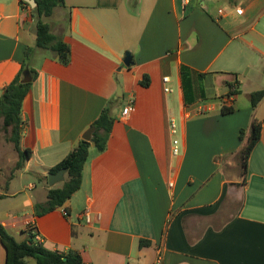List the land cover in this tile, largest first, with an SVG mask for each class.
Returning a JSON list of instances; mask_svg holds the SVG:
<instances>
[{"label":"crops","instance_id":"0c3cea01","mask_svg":"<svg viewBox=\"0 0 264 264\" xmlns=\"http://www.w3.org/2000/svg\"><path fill=\"white\" fill-rule=\"evenodd\" d=\"M20 1L0 0V95L36 44L31 9ZM57 10L48 23L71 62L44 52L38 60L39 49L31 56L40 76L24 100L21 148L32 154L10 180L18 160L0 150V223L18 242L33 227L46 248L78 251L84 264H155L160 253L162 264H264V98L255 108L250 99L264 90V0H65L52 16ZM182 66L220 91L201 85L204 99L187 105ZM145 75L148 87L140 85ZM110 102L116 122L106 150L91 144L81 189L37 217L35 206L64 183L51 186L49 171ZM224 105L235 111L221 114ZM254 120L262 135L243 173L239 152Z\"/></svg>","mask_w":264,"mask_h":264},{"label":"trees","instance_id":"16d2710c","mask_svg":"<svg viewBox=\"0 0 264 264\" xmlns=\"http://www.w3.org/2000/svg\"><path fill=\"white\" fill-rule=\"evenodd\" d=\"M36 8H31L24 0L20 4L24 8H30L36 27V44L35 49L28 47L26 49L25 59L22 68L14 80L3 88L0 95V132H4L7 142L13 145L14 150L18 154V162L15 170L10 176V180L14 177L16 170L23 169L26 161L31 157L30 150H22L21 140L23 134V104L29 94L33 83L39 78L40 71L31 66L30 60L32 54L37 50L47 52V56L57 60L60 64L67 66L71 62L70 47L63 41L60 36L55 35L51 30V25L45 21L50 18L56 8L65 7V0H35ZM30 71L32 82L22 83L24 72ZM182 86L184 91L185 103L192 105L198 100L204 99V90L201 82L205 78V74L199 73L188 67L182 66L181 70ZM235 82L227 83L230 89L229 96L235 94L232 92ZM150 84L149 76L145 75L140 81V85L148 87ZM264 98V90H260L251 94V106L255 108ZM116 102H110L104 108L100 116L93 123L95 132L92 136V142L96 144L99 153L106 150L109 136L112 132L116 117L113 114V108ZM235 111L233 107L222 106L221 114L228 115ZM262 135V123L254 120L252 129L248 139L245 140L239 152L240 166L243 173L246 172L247 163L250 155ZM245 139V132L242 130L239 135L240 142ZM91 142L81 140L76 148L72 150L60 163L53 167L49 173H58L60 170H66V178L61 188H53L49 190L47 201L44 204L35 206V215L37 217L46 215L59 208H62L72 196L81 189L83 172L86 162L89 159ZM47 179V177H46ZM3 198L0 195V200ZM27 240L18 242L0 223V241L6 250V264H84L83 258L78 251L75 250H50L46 248L42 242L37 240V234L31 227ZM146 240L140 241V247L149 245Z\"/></svg>","mask_w":264,"mask_h":264},{"label":"rangeland","instance_id":"374dc122","mask_svg":"<svg viewBox=\"0 0 264 264\" xmlns=\"http://www.w3.org/2000/svg\"><path fill=\"white\" fill-rule=\"evenodd\" d=\"M60 12V10H57V12H55V16H51L48 19H45L46 22H49L52 26H54L55 24V20H56V15ZM34 31H35V26H34ZM35 49V46L32 47ZM39 52V56H38V60H41L42 57L45 55L44 52L42 50H37ZM33 55V54H32ZM47 56V55H46ZM214 82V80L212 79H208V80H204L201 85L203 87H205L207 89V92L210 93H218V91H220L221 88H219L217 85H211ZM241 97V95H240ZM246 101V98H244V96H242L241 98V104H243V102ZM176 127H177V134L175 135V139L178 141V147L180 149V151L182 152V145H181V141H180V131H179V121L178 119L176 120ZM0 150L2 151V154L5 155L7 158H11L13 159V161L18 160V154L17 152L14 150L13 145L9 142H7L6 140V135L4 132H0ZM35 181L34 179H30ZM63 184H59V187H62Z\"/></svg>","mask_w":264,"mask_h":264},{"label":"water","instance_id":"95a60500","mask_svg":"<svg viewBox=\"0 0 264 264\" xmlns=\"http://www.w3.org/2000/svg\"><path fill=\"white\" fill-rule=\"evenodd\" d=\"M25 2H27L31 8H36L37 7V3L35 0H24ZM134 59H133V55L130 52H127L125 57H124V65L128 68L132 67L134 65ZM32 82V76L30 74L29 70H26L24 72V76H23V80L22 83L27 84V83H31ZM117 95L118 96H122V88L119 86L118 87V91H117ZM95 132V127H91L82 137L83 140L91 142V144L93 146H95L96 144L94 142H92V136L93 133ZM67 173L66 170H60L58 173L54 174V173H49L48 174V181L49 184L51 186L56 185L57 183L60 182H64L65 180V174Z\"/></svg>","mask_w":264,"mask_h":264},{"label":"built area","instance_id":"2783aa9c","mask_svg":"<svg viewBox=\"0 0 264 264\" xmlns=\"http://www.w3.org/2000/svg\"><path fill=\"white\" fill-rule=\"evenodd\" d=\"M183 1L186 2L187 0H183ZM219 12L222 13V11H219ZM163 81H164V83H169L170 82L169 77H165L163 79ZM165 92L170 93V92H172V90L169 87H166L165 88ZM132 110H133V100L130 101V104L124 110L123 115H125V116L128 115L129 113L132 112ZM171 129H172V134H176V126L174 124V121H172V123H171ZM178 145H179L178 144V141L176 139H174V141H173V154L175 156L179 155V153H180V149H179ZM63 213H64V215L66 217L69 216V214L67 213V211H63ZM82 216L85 218V220H86L87 223H91V214H90V212L88 210L85 211L82 214ZM37 240L39 242H42V238L39 237L38 235H37ZM162 263H163V255H162V253H160L158 255V257H157V260H156L155 264H162Z\"/></svg>","mask_w":264,"mask_h":264}]
</instances>
